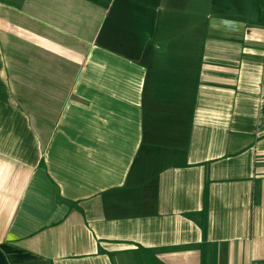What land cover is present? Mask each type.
Returning a JSON list of instances; mask_svg holds the SVG:
<instances>
[{"label": "crops", "instance_id": "obj_1", "mask_svg": "<svg viewBox=\"0 0 264 264\" xmlns=\"http://www.w3.org/2000/svg\"><path fill=\"white\" fill-rule=\"evenodd\" d=\"M0 264H264V0H0Z\"/></svg>", "mask_w": 264, "mask_h": 264}, {"label": "trees", "instance_id": "obj_2", "mask_svg": "<svg viewBox=\"0 0 264 264\" xmlns=\"http://www.w3.org/2000/svg\"><path fill=\"white\" fill-rule=\"evenodd\" d=\"M207 184L208 182H206L205 187H204V203H203V210H202V214H206L207 211ZM203 228L205 227V224L202 226Z\"/></svg>", "mask_w": 264, "mask_h": 264}]
</instances>
